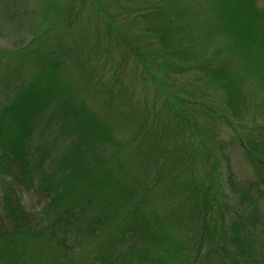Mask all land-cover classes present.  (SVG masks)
Returning <instances> with one entry per match:
<instances>
[{"label": "rangeland", "instance_id": "1", "mask_svg": "<svg viewBox=\"0 0 264 264\" xmlns=\"http://www.w3.org/2000/svg\"><path fill=\"white\" fill-rule=\"evenodd\" d=\"M255 2L264 11V0ZM232 5L228 0H0V102L30 82L48 56L56 57L62 81L77 93L75 103L94 112L115 138L98 152L103 165L115 181L135 179V201L124 206L139 202L143 214L163 223L171 242L184 247L177 264H207L216 248L211 244L227 251L224 261L210 254L211 264H251L252 258L264 264V175L256 176L253 151H247L252 139L264 142L263 94L245 81L249 110L234 118L218 76L225 71V83L233 72L241 73L229 37ZM183 34L189 46L178 57L169 47H178ZM206 71H217V78ZM57 129L33 136V147L56 136ZM115 143L123 152L117 153ZM54 146L55 156L63 145ZM15 168L12 163L0 168V230L12 226L4 201L11 200V191L33 231L58 230L63 225L57 220L65 215H52V192L19 185ZM117 201L124 203L121 197ZM251 207L257 223L250 221ZM202 211L213 239L206 237L198 248ZM88 217L61 229L78 235L66 243L73 264H102L98 239L79 233ZM191 243L198 253L189 257ZM139 244L130 237L123 248Z\"/></svg>", "mask_w": 264, "mask_h": 264}, {"label": "trees", "instance_id": "2", "mask_svg": "<svg viewBox=\"0 0 264 264\" xmlns=\"http://www.w3.org/2000/svg\"><path fill=\"white\" fill-rule=\"evenodd\" d=\"M228 1L233 4V14L229 20L233 25V37H229L233 40V58L241 73L238 77L233 72V79L225 83V71L218 76L227 95L226 106L237 118L249 110L246 95L242 94L247 80L261 88L264 99V11L258 9L255 0ZM218 6L222 12L220 2ZM181 36L176 37L178 47H169L178 57H183L189 46V37L182 40L186 35ZM225 49L232 50L228 46ZM47 59L39 65L30 82L20 83L11 98L0 102V168L12 163L17 170L14 180L19 185L27 188L42 186V189L52 192L49 203L56 212L52 215L58 217L64 214L57 220L63 226L58 230L52 228L48 235L45 227L33 231L25 224L26 214L11 191V200L7 197L4 201L7 209L5 215L10 217L8 219L12 226L0 230V264H73L71 259L66 258V243L69 237L77 238L78 235L71 236L61 229H69L77 221L75 218L87 216L89 220L81 226L79 233L87 235L90 232L92 239H98L97 258L102 264L180 263L184 247L181 243L171 242L163 223L143 214L139 202L131 208L124 206L135 201V179L127 180V184L115 181L112 170L103 165V155L98 154L101 148L112 146L115 138L109 134L108 125L94 112L81 103H75L77 93L62 81L56 57L48 56ZM197 67L205 74L200 65ZM216 72L206 71V75L217 78ZM55 125L58 134L34 148L33 136H49ZM55 142L63 147L54 156ZM250 144L247 151H253L257 166L254 172L260 177L264 175V142L252 139ZM115 146L117 153L123 152L118 143ZM117 158L115 162L120 161ZM51 166L52 171L47 172L45 168ZM231 185L234 187L233 182ZM120 197L124 203L117 201ZM248 210L251 223H257L255 208ZM205 211L199 212L204 222L195 239L198 248L206 237L213 239L210 224L205 221ZM237 229L235 226V232H238ZM130 237L140 244L124 249V242ZM190 245L188 256H196L198 248L192 243ZM211 245L216 248L210 254L214 252L217 259L223 260L227 253L225 247ZM45 246L54 248L55 253L45 252ZM131 252L135 253V257L127 259ZM210 254L206 259L207 264L213 263L210 260L213 255ZM250 263L262 264L254 258Z\"/></svg>", "mask_w": 264, "mask_h": 264}]
</instances>
